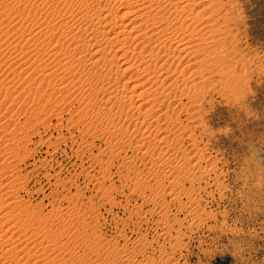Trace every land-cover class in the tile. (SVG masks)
I'll list each match as a JSON object with an SVG mask.
<instances>
[{
    "label": "rangeland",
    "instance_id": "rangeland-1",
    "mask_svg": "<svg viewBox=\"0 0 264 264\" xmlns=\"http://www.w3.org/2000/svg\"><path fill=\"white\" fill-rule=\"evenodd\" d=\"M83 1L0 0V264H264V0H190L174 71L93 33L130 22L118 0ZM98 47L116 54L100 76Z\"/></svg>",
    "mask_w": 264,
    "mask_h": 264
},
{
    "label": "bare ground",
    "instance_id": "bare-ground-1",
    "mask_svg": "<svg viewBox=\"0 0 264 264\" xmlns=\"http://www.w3.org/2000/svg\"><path fill=\"white\" fill-rule=\"evenodd\" d=\"M79 1V0H78ZM93 1H98V3L100 2V0H93ZM92 1V2H93ZM129 0H118V2L120 3V4H118V5H120V6H118V7H121L122 8V10H125L122 14L120 13V12H117V14H121V17H120V19L121 20H125V18L127 17V16H130V14H134V15H132L131 16V20H130V22L128 23V24H125V25H123V24H118L117 22H115V21H113V20H107L108 19V17H110L113 13L111 12V13H109V15H108V17H103L104 18V20H106V21H104V20H99V23H100V27L98 28V29H94V30H96V31H94L93 33H100L101 34V37L102 38H105V36H109L110 35V33H111V31H113V30H116L117 28H118V31L117 32H115V36L116 37H114V36H110V39H113V38H117L118 36H121L122 37V41L123 42H129V40L130 41H135V40H140V39H142V41H146L145 42V45H140L141 46V48H140V50L139 49H137V50H139L140 52H137L138 54V58H140V57H142L143 55H145L143 52H144V50H145V48L146 47H148L149 49H148V53H149V55H150V57L149 58H154L153 60L155 61V64L157 65V63H160V65H159V68H162V67H164L166 64H168V65H170L172 62H170L169 60H172L173 61V59L174 58H172V59H169V56L172 54V56H173V53L177 50V52L178 53H180V52H184V54L186 53V55H187V53H188V51H190V46L187 44L188 42H189V37H194L195 35H194V33H193V31L194 30H192V28H191V30L187 27V25L184 27V25H185V22H187V21H192L193 19H195L194 17H192L189 13H191V12H187L188 10H186V9H193V7H194V5L192 4V6L189 4V2H190V0H187V1H185V0H140V2L139 3H135V1L134 0H132V1H134V2H130V3H132V5H134L133 3H135V8H133V7H130L131 6V4L128 2ZM195 1V0H194ZM81 2H84L83 0H81ZM86 2V1H85ZM91 1H89V3H90ZM117 2V3H118ZM180 2V4L181 3H183L182 5L183 6H181L182 7V9L181 8H179V7H177L178 6V3ZM192 2V1H191ZM190 2V3H191ZM88 3V2H87ZM88 3V4H89ZM94 3H96L97 4V2H94ZM194 3H196V2H194ZM78 4H81V6L82 5H86V4H83V3H78ZM95 4V5H96ZM94 5V6H95ZM80 6V5H79ZM78 6V7H79ZM91 6V5H90ZM92 7V10L89 12L88 10H89V6L88 7H86L84 10H85V13L83 14V17H91V18H94V16L95 15H97V17H99V14H98V11H96V12H94L93 14L91 13L92 11H93V6H91ZM96 7V6H95ZM80 8V7H79ZM78 8V9H79ZM82 8H84V7H82ZM81 8V9H82ZM98 8H99V6H98ZM91 9V8H90ZM120 9V8H119ZM128 9L129 10H131V9H134V10H132L131 12L129 11L128 12ZM80 10V9H79ZM96 10V9H95ZM205 10V9H204ZM189 11H192V10H189ZM196 13H198L197 11H195ZM74 13V12H73ZM75 14V13H74ZM108 13H106L105 15H107ZM167 14L169 15L168 17H167ZM72 15V14H71ZM78 15V14H77ZM196 15V14H195ZM194 15V16H195ZM199 15V14H198ZM197 15V16H198ZM101 16V15H100ZM164 16H166L167 18H165ZM200 16H202V15H200ZM100 19V18H99ZM202 19V18H201ZM200 21V20H199ZM198 21V22H199ZM60 22H61V25H64L65 24V22H63V20L61 19L60 20ZM59 22V23H60ZM71 23V22H70ZM179 23V25H177ZM102 24L105 26L104 28H103V26H102ZM189 25H191V22L189 23ZM65 26V25H64ZM67 26H69V25H67ZM132 26V27H131ZM199 26V25H198ZM227 26V25H226ZM127 27H131V29L130 30H126V28ZM197 27V26H196ZM210 27V26H209ZM142 28H144V30L143 31H141V29ZM198 28V27H197ZM197 28H196V30H197ZM199 28H201V27H199ZM103 29V30H102ZM89 30V29H88ZM171 30V31H170ZM199 30V29H198ZM40 31V30H39ZM82 31H84V30H82ZM142 32L141 34H139V32ZM170 31V32H169ZM197 32V31H196ZM87 33V32H86ZM36 34H39V32L38 33H36ZM128 34V35H127ZM208 34V33H207ZM93 35V34H92ZM91 35V36H92ZM203 35V34H202ZM205 35V34H204ZM210 36V35H209ZM221 36V35H220ZM199 37V36H198ZM200 37H201V35H200ZM188 38V39H187ZM202 38V37H201ZM200 38V39H201ZM93 39V38H92ZM165 39L167 40V42L169 43V46H167L164 42H165ZM209 39H211V38H209ZM235 39V38H234ZM212 40L214 41V38L213 39H211V41H208V37H206L205 39H203L202 41L203 42H205V41H207V43L205 42L204 43V54H206V56H208L209 54H207V49L209 48V47H211L210 46V44H215L214 42H212ZM222 40V39H221ZM96 41H98V40H96ZM95 41V42H96ZM201 41V40H200ZM166 42V43H167ZM219 42V41H218ZM217 42V43H218ZM221 43V42H220ZM91 44H92V42H91ZM136 44V43H135ZM147 44V45H146ZM152 44V47H150V45ZM186 44H187V46H186ZM196 44V43H195ZM219 44V43H218ZM93 45H95V43H93ZM97 45V44H96ZM99 45H100V42H99ZM122 45H124V43H121V47H122ZM200 45V44H199ZM70 46V45H69ZM89 46H90V43H89ZM192 46V45H191ZM218 46V45H217ZM79 47V46H78ZM91 47V46H90ZM95 47V46H94ZM120 47V48H121ZM198 47V46H197ZM215 47V46H214ZM234 47V46H233ZM92 48V47H91ZM90 48V49H91ZM97 48V47H96ZM102 49H104L103 47H101ZM101 48H99L98 47V49H95L94 50V52H93V55H94V59H93V61L90 63L91 64V66H89L90 67V71L91 72H96V74H98V76H100L99 74H100V71H101V74L102 75H104L105 74V72L104 71H111L110 69H106V67H108V66H105L104 65V62H105V56H104V53L106 52V50H105V52L103 53V50L102 51H100V49ZM199 48V47H198ZM105 49H107V48H105ZM133 49V48H132ZM155 49H158V51H156L155 53H154V50ZM219 49V48H218ZM217 49V50H218ZM220 49H221V47H220ZM76 50V52H77V48L75 49ZM74 50V51H75ZM86 50H87V45H86ZM86 50H84V46H83V52H85ZM131 50V49H130ZM135 50V47H134V49H133V51ZM137 50H135V51H137ZM191 50H194L193 48L191 49ZM209 50H211V49H209ZM132 51V50H131ZM180 51V52H179ZM222 51V50H221ZM130 52V51H129ZM160 52H163L162 53V56L161 55H159V53ZM190 52H192V51H190ZM189 52V53H190ZM79 53V52H78ZM77 53V54H78ZM115 53V52H114ZM117 53V52H116ZM188 53V54H189ZM192 53H194V51L192 52ZM81 54V53H80ZM107 54H108V52H107ZM125 54V53H124ZM124 54H122L121 56H120V58H123V59H125L126 57L125 56H123ZM128 54V53H127ZM203 54V55H204ZM110 55V54H109ZM108 55V56H109ZM115 55L116 54H114L112 57H111V59H106V60H108V61H106V62H108V63H110L111 62V60L115 57ZM129 55V54H128ZM133 54H131V56H132ZM174 55H175V53H174ZM214 55H216V54H214ZM74 56V55H73ZM75 56H77V55H75ZM80 56V55H79ZM78 56V57H79ZM107 56V57H108ZM127 56V55H126ZM184 56V55H183ZM205 56V55H204ZM125 57V58H124ZM130 57V56H129ZM133 57V56H132ZM136 57V56H135ZM167 57V58H166ZM179 57V56H178ZM216 57L217 56H213L212 57V59L213 58H215V61H216ZM221 57H223L222 55H221ZM73 58V57H72ZM119 58V59H120ZM166 58V59H165ZM206 58V57H205ZM204 58V59H205ZM218 59H221L220 58V56L219 57H217ZM132 58H127V60H128V62L131 60ZM135 59V58H134ZM140 59H143V57L142 58H140ZM146 60H147V58H145ZM152 59H151V61H152ZM176 59V58H175ZM174 59V60H175ZM178 59V58H177ZM182 59V58H181ZM133 60V59H132ZM180 60V59H179ZM201 60V59H200ZM82 60H81V57H79V58H76L75 59V62H77V63H80ZM125 61V60H124ZM123 61V62H124ZM133 61H135V60H133ZM136 61H137V59H136ZM151 61L149 62L150 64H152L151 63ZM168 61L170 62V63H168ZM199 61V60H198ZM105 62V63H106ZM113 62V61H112ZM123 62H121L122 64H123ZM127 62V63H128ZM130 62H132V61H130ZM178 62V61H177ZM181 62V61H180ZM114 63V62H113ZM148 63V64H149ZM214 63V62H213ZM218 63V62H217ZM129 64V63H128ZM134 64H136V63H134ZM134 64H131L130 63V66H128L129 68L133 65L134 66ZM138 64H139V62H138ZM138 64H136V67H137V65ZM145 64V63H144ZM147 64V63H146ZM149 64V65H150ZM173 64H175V63H173ZM203 64H205V63H202L201 62V66L200 67H202V65ZM102 65V66H101ZM112 65V64H111ZM168 65H166V68H168L169 66ZM187 65V64H186ZM208 65V64H207ZM214 65H216L215 63H214ZM101 66V67H100ZM143 66V65H142ZM100 67V68H99ZM111 67V66H110ZM145 66H143V68H144ZM148 67H152V66H148ZM171 67V66H170ZM169 67V69H171ZM176 67V66H175ZM221 67V66H220ZM125 68V70L127 69L126 68V66L124 67ZM133 68V67H132ZM143 68H141V69H143ZM156 68V67H155ZM154 68V69H155ZM158 68V67H157ZM156 68V69H157ZM192 68V67H191ZM198 68V67H197ZM89 69V68H88ZM88 69H86V70H88ZM99 69V70H98ZM117 69V68H116ZM139 69V67L137 68V71H139L140 72V70H138ZM164 69V68H163ZM203 69V68H202ZM85 70V71H86ZM93 70V71H92ZM114 69H112V71H113ZM144 71L146 70V69H143ZM142 70V71H143ZM151 70H153V69H151ZM166 70V69H165ZM195 70V69H194ZM198 70V69H197ZM97 71H99V73H97ZM115 71V70H114ZM135 71H136V69H135ZM136 71V73H139V72H137ZM144 71H143V73L142 74H144ZM170 71H174V70H170ZM176 71V70H175ZM222 71V70H221ZM230 71V70H229ZM249 71V70H248ZM93 72V75H96L95 73ZM115 72H117V71H115ZM115 72H113V73H115ZM123 72L125 73V71L123 70ZM122 72V73H123ZM146 72V71H145ZM148 72H149V68H148ZM153 72H154V70H153ZM159 72V71H158ZM162 72V71H161ZM160 72V73H161ZM163 72H164V70H163ZM184 72V71H183ZM219 72V71H218ZM239 72V71H238ZM90 72H88V74H89ZM154 73H157L156 71L154 72ZM159 73V75H161ZM171 73H173V72H170L169 74H171ZM198 73V75H199V72H197ZM202 73V72H201ZM200 73V74H201ZM87 74V73H86ZM108 74V73H107ZM106 74V75H107ZM153 74V73H152ZM222 74V73H221ZM224 74V73H223ZM106 75H105V77H106ZM145 75V74H144ZM154 75V74H153ZM158 74H156V75H154V76H159ZM168 75V74H167ZM166 75V76H167ZM191 75H193V74H191ZM87 76H89L88 78H90V74L89 75H86L85 77H87ZM97 76V75H96ZM108 76H110L111 77V74L109 73V75ZM107 76V77H108ZM152 76V75H151ZM166 76H163V77H166ZM189 76V75H188ZM202 76H203V74H202ZM227 76V75H226ZM92 77V76H91ZM101 77H103V76H101ZM105 77H103V79L105 78ZM112 77H114V75L112 74ZM111 77V78H112ZM145 78H147L146 76H144ZM160 77V76H159ZM193 77V76H192ZM88 78H86V79H88ZM131 78V77H130ZM151 78V77H150ZM156 79H157V77H155ZM190 78V77H189ZM97 81H98V79L99 78H95ZM94 79V80H95ZM107 79V78H106ZM148 79V78H147ZM159 79V78H158ZM90 80V79H89ZM108 80V79H107ZM115 80H118L116 77H115V79L113 80V82L115 81ZM150 79H148V81H149ZM200 80V79H199ZM85 81H87V80H85ZM104 81V80H103ZM143 81H146L145 79L143 80ZM143 81H141L140 82V86H142V82ZM164 81V80H163ZM163 81L161 80V82L160 83H163ZM93 82V81H92ZM94 82H96V81H94ZM102 82V81H101ZM99 83V87H100V85L103 83ZM116 82V81H115ZM205 82H206V80H205ZM105 83V82H104ZM106 83H107V81H106ZM112 83V82H111ZM111 83H110V85H111ZM175 83H177V82H175ZM204 82H202V85H204L203 84ZM226 83V82H225ZM236 83V82H235ZM151 84H153V83H151ZM150 84V85H151ZM89 85V84H88ZM93 85V84H92ZM105 85V84H104ZM109 85V84H108ZM139 86V83L138 84H136L135 86ZM149 85V86H150ZM161 85H163V84H161ZM168 85V84H167ZM166 85V86H167ZM171 85H172V83H171ZM194 85V84H193ZM226 85V84H225ZM95 86H97V85H94V90L93 91H97L98 93H102V94H105L106 92H109L110 91V89H111V87H108V86H103V84H102V86L99 88V87H95ZM134 86V87H135ZM138 86H137V88H138ZM157 86V85H156ZM155 86V87H156ZM174 86V85H173ZM195 86H197V85H194V87ZM199 86V85H198ZM90 88L91 87H93V86H91V84H90V86H89ZM127 87V86H126ZM134 87H132V88H134ZM159 87H160V85H159ZM163 87V86H162ZM165 87V86H164ZM175 87H176V89L178 88V85H175ZM189 87V86H188ZM194 87L193 88H191V89H194ZM202 88L204 87V86H201ZM224 87V86H223ZM229 87V86H228ZM110 88V89H109ZM124 89H125V87H123ZM161 88V87H160ZM159 88V89H160ZM168 88H170V86H168ZM198 88V87H197ZM200 88V87H199ZM219 88V87H218ZM93 89V88H92ZM135 89V88H134ZM134 89H131V91L132 90H134ZM145 89V88H144ZM156 89V88H155ZM158 89V88H157ZM156 89V90H157ZM180 89V88H179ZM189 89V88H188ZM196 89V88H195ZM204 89V88H203ZM223 89V88H222ZM117 90V89H116ZM126 90H127V88H126ZM135 90H137V89H135ZM143 90V89H142ZM156 90H154V92L156 91ZM166 90V89H165ZM170 90V89H169ZM169 90H167V91H169ZM187 90V89H186ZM202 90V89H201ZM200 90V91H201ZM90 91H91V89H90ZM144 91H146V90H144ZM159 91V90H158ZM181 91V90H180ZM189 91L190 90H188L187 91V93H189ZM161 92V91H160ZM181 92H183V91H181ZM126 93V92H125ZM164 93H167V92H164ZM180 93V92H179ZM196 93V92H195ZM215 93V92H214ZM139 94V93H138ZM153 94H155V93H153ZM174 94V93H173ZM192 94V93H191ZM204 94V93H203ZM164 95V94H163ZM183 95H186V94H183ZM137 97L139 96V95H136ZM153 96V95H152ZM167 96V94H165V97ZM187 96H189V95H187ZM198 96V95H197ZM196 96V97H197ZM146 97H148V96H146ZM195 97V98H196ZM127 97H125V99H126ZM130 99H132L131 97H129ZM152 98V97H151ZM155 98H159L158 96H156ZM154 98V99H155ZM163 98V97H162ZM183 98V97H182ZM190 98V97H189ZM193 98V97H192ZM108 99H110V98H108ZM107 99V100H108ZM124 99V98H123ZM164 99V98H163ZM200 99V98H199ZM162 100V99H161ZM186 100H189V99H186ZM120 101V100H119ZM128 101V100H127ZM132 101V100H131ZM131 101L129 100V102H130V104L132 105H130V107H134V108H132V109H138V111H139V109H140V107H136V106H134L132 103H131ZM156 101V100H155ZM155 101H153V103L155 102ZM163 101V100H162ZM161 101V102H162ZM87 102V101H86ZM106 102V101H105ZM104 102V103H105ZM118 102V101H117ZM122 102H123V100H122ZM129 102H127V103H129ZM146 102H148V100L146 101ZM195 102V101H194ZM193 102V103H194ZM115 103V102H114ZM121 103V102H120ZM120 103H118L119 105H120ZM125 103V102H124ZM123 103V105L125 106V104ZM156 103V102H155ZM160 103V102H159ZM196 103V102H195ZM88 104V103H87ZM106 104V103H105ZM111 104H113V103H111ZM183 104V103H182ZM86 105V104H85ZM119 105H117V109L120 107ZM123 105H121V106H123ZM149 105H150V103H149ZM112 106V105H111ZM111 106L109 107L108 106V108L107 109H110L111 108ZM114 106H116V104L114 105ZM148 106V105H147ZM182 106V105H181ZM151 107V106H150ZM98 109V108H97ZM112 109V108H111ZM110 109V110H111ZM114 109V108H113ZM153 109H156V108H153ZM158 109V108H157ZM156 109V110H157ZM99 110H101V109H99ZM121 110V109H120ZM145 110H146V108H145ZM126 111V110H125ZM151 111V110H150ZM167 111V110H166ZM165 111V112H166ZM172 111V110H171ZM96 112V111H95ZM99 112V111H98ZM101 112V111H100ZM148 112V110L146 111V113ZM152 112V111H151ZM192 112V111H191ZM127 113V112H126ZM149 113V112H148ZM129 114V113H128ZM127 114V115H128ZM145 114V113H144ZM99 115V114H98ZM126 115V114H125ZM149 115V114H148ZM145 116V115H144ZM147 116V115H146ZM167 116V115H166ZM196 116H198V115H196ZM126 117V116H125ZM127 118V117H126ZM171 118V117H170ZM129 119H131V118H129ZM165 119V118H164ZM167 119V118H166ZM165 119V120H166ZM128 120V119H127ZM174 120V119H173ZM171 122V121H170ZM133 123V122H132ZM135 123V122H134ZM133 123V124H134ZM150 123V122H149ZM148 123V124H149ZM157 123V122H156ZM112 124V123H111ZM141 125H143L142 124V122L140 123ZM123 125V124H122ZM145 125V124H144ZM134 126H136L135 124H134ZM140 126V125H139ZM141 127V126H140ZM160 129V128H159ZM139 131H142V130H139ZM204 131V130H203ZM132 132V131H131ZM142 136V135H141ZM181 137V136H180ZM148 140V139H147ZM143 142V141H142ZM149 142V141H148ZM140 143V142H139ZM166 143V142H165ZM143 144V143H142ZM138 145V144H137ZM145 145V144H144ZM163 145V144H162ZM139 146V145H138ZM140 147H142L141 146V144H140ZM144 148V147H143ZM145 148H146V145H145ZM138 149V148H137ZM140 149V148H139ZM138 151V150H137ZM171 153V152H170ZM165 154V153H164ZM159 155V157L157 158V162H158V160L160 159V158H162V156H160V153L158 154ZM171 156V155H170ZM176 156V155H175ZM180 156H181V154H180ZM188 156V155H187ZM152 158H153V156H151ZM174 157V156H173ZM183 157V156H182ZM199 157V156H198ZM164 158V157H163ZM167 158V157H166ZM149 159H151V158H149ZM199 159V158H198ZM174 160V159H173ZM189 160H190V158H189ZM201 160V159H200ZM155 161V160H154ZM161 161V160H160ZM162 161H166V160H162ZM161 161V162H162ZM201 162V161H200ZM153 163H155V162H153ZM150 164V163H149ZM163 164H165V163H163ZM168 164V163H167ZM183 164V163H182ZM151 165V164H150ZM154 165V164H153ZM156 165V164H155ZM166 165V164H165ZM186 165V164H185ZM152 166V165H151ZM157 166V165H156ZM170 166V165H169ZM173 166V165H172ZM175 167L177 166L176 164L174 165ZM179 167H180V164L178 165ZM198 166H199V164H198ZM197 165H196V167H198ZM207 166V165H206ZM211 166H213V165H211ZM159 167V166H158ZM178 167V168H179ZM185 167V166H184ZM191 167H194V165L193 166H191ZM199 167H201V166H199ZM198 167V168H199ZM214 167V166H213ZM161 168V167H160ZM174 168V167H173ZM172 168V169H173ZM177 168V169H178ZM180 168H183L182 166L180 167ZM197 168V169H198ZM163 169V168H162ZM162 169H160V171L162 170ZM169 169H171V168H169ZM168 169V170H169ZM184 169V168H183ZM182 169V170H183ZM189 169V168H188ZM196 169V171H198ZM207 169V168H206ZM205 168H204V170H206ZM192 170V169H191ZM193 170H195V169H193ZM204 170L202 171L203 172V175L202 176H204ZM208 170V169H207ZM170 171V170H169ZM181 171V170H180ZM187 171V170H186ZM185 171V172H186ZM156 172H157V168H156ZM164 172V171H163ZM167 172V171H166ZM171 172V171H170ZM198 172H200V171H198ZM155 173V172H154ZM153 173V174H154ZM174 173V172H173ZM187 173V172H186ZM190 173V172H189ZM193 173V171L190 173V174H192ZM140 174V173H139ZM171 174H172V172H171ZM175 174V173H174ZM166 176H167V174H165ZM169 175V174H168ZM182 175V174H181ZM180 175V176H181ZM198 175H200V174H198ZM198 175H196V176H198ZM179 176V177H180ZM192 176V175H191ZM195 176V175H194ZM148 177V176H147ZM169 177V176H168ZM172 177H174V176H172ZM172 177H171V180H172ZM190 177V176H189ZM175 178V177H174ZM177 178V177H176ZM176 178L175 179H173V181H171V182H174V180H175V182H176ZM184 178V177H183ZM167 179V178H166ZM188 179V178H187ZM191 179V178H190ZM193 179V178H192ZM194 179H195V177H194ZM197 179H199V177H197ZM186 180V179H185ZM199 180H201V178L199 179ZM199 180H197V181H199ZM196 181V180H195ZM142 182V181H141ZM174 182V184H176ZM181 183V182H180ZM141 183H139V185H140ZM144 184V183H143ZM169 184V183H168ZM177 185V184H176ZM142 186V185H141ZM170 186V185H169ZM171 187V186H170ZM173 188V187H172ZM172 188H170V190H168V191H173V189ZM160 189V188H159ZM169 189V188H168ZM172 189V190H171ZM156 190H157V188H156ZM162 190H166L165 188L164 189H162ZM160 191V190H159ZM168 191L166 190V192L168 193ZM182 191V190H181ZM172 193H175V192H172ZM154 194V193H153ZM156 194V193H155ZM171 194V193H170ZM169 194V195H170ZM180 194V193H179ZM157 195V194H156ZM159 195V194H158ZM166 195V194H165ZM176 195V194H175ZM178 195V194H177ZM173 197V196H172ZM180 197V196H179ZM186 197V196H185ZM173 198H175V196L173 197ZM172 198V199H173ZM181 199V198H180ZM194 199V198H193ZM171 200V199H170ZM160 202V201H159ZM181 202V201H180ZM164 203V202H163ZM162 203V204H163ZM191 203V202H190ZM157 204H159V203H157ZM162 204H161V206H159V207H162ZM196 205V204H195ZM161 209V208H160ZM164 209V208H163ZM162 209V210H163ZM161 212V211H160ZM192 212V211H191ZM164 213H165V211H164ZM160 222V221H159ZM160 224V223H159ZM161 230V229H160ZM2 238V237H1ZM120 264H130V261L127 259V260H125L124 262H119ZM132 264V263H131Z\"/></svg>",
    "mask_w": 264,
    "mask_h": 264
}]
</instances>
